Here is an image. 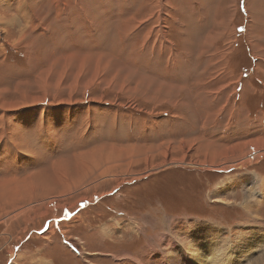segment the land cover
Listing matches in <instances>:
<instances>
[{"label":"rangeland","instance_id":"374dc122","mask_svg":"<svg viewBox=\"0 0 264 264\" xmlns=\"http://www.w3.org/2000/svg\"><path fill=\"white\" fill-rule=\"evenodd\" d=\"M242 1L0 0V264L264 256Z\"/></svg>","mask_w":264,"mask_h":264},{"label":"bare ground","instance_id":"6f19581e","mask_svg":"<svg viewBox=\"0 0 264 264\" xmlns=\"http://www.w3.org/2000/svg\"><path fill=\"white\" fill-rule=\"evenodd\" d=\"M252 142V141H251ZM247 143V142H246ZM250 143V142H249ZM253 150L255 151V153L257 155H261L264 153V139H258V140H254L253 142ZM235 144V143H234ZM213 145V144H212ZM217 145V144H216ZM219 145V144H218ZM248 145V144H247ZM252 146V145H251ZM218 147V146H216ZM239 147V146H238ZM249 147V146H248ZM208 148V147H207ZM224 148V147H223ZM235 148V147H234ZM218 149V148H217ZM227 149V148H226ZM233 149V148H232ZM245 149V148H244ZM250 150V149H249ZM252 150V149H251ZM252 150V151H253ZM208 151V150H207ZM253 151V152H254ZM226 152V151H225ZM245 152V151H244ZM224 153V152H223ZM218 154V153H217ZM231 154V153H230ZM234 154V153H233ZM240 155V154H239ZM219 156V155H218ZM241 156V155H240ZM217 157V156H216ZM233 157V156H232ZM235 158V156L233 157ZM236 160V159H235ZM232 161V160H231ZM234 161V160H233ZM244 163V162H243ZM172 164H175V162H171L169 165H172ZM235 164V163H234ZM228 165V164H226ZM209 166V165H208ZM238 166V165H237ZM163 167H167V165H162V166H158V167H155L156 170H159ZM230 167L231 164H230ZM154 168L153 169H150V172L151 171H154L155 170ZM149 174V173H148ZM211 226V225H210ZM212 227V226H211ZM213 228V227H212ZM214 229V228H213ZM217 230V232L215 234H213L215 237H214V241L213 242H218L216 245L215 244H211V250H214L211 254L210 257L207 258L206 255H204L202 253V249H200V247L198 246V244L194 243L192 245V250L191 252H189V254H193V260H194V264H220V261L222 262V264H234L232 262V259L234 257H231V253H233L234 251V248L236 249L235 250V253L237 251V255H240V257H243L245 258V256H243V254H247L245 253L246 251H251L252 247H253V243L256 242L250 240L249 237H238V242H237V245L233 248L232 252L228 255V257L225 259L226 255L228 254V244L225 245L224 244H220L221 242H225L223 241V236H218V229H215ZM247 234V233H246ZM252 236V235H251ZM196 240L199 241L198 238H196ZM207 242L208 240L205 239ZM257 242L259 243V240H257ZM256 245V244H255ZM204 246V245H203ZM248 255V254H247ZM246 255V256H247ZM215 256V257H214ZM236 259V262L237 261H240L237 257L235 258ZM262 260H264V256L261 257V258H258L257 261L254 262V264H264L262 263Z\"/></svg>","mask_w":264,"mask_h":264},{"label":"crops","instance_id":"0c3cea01","mask_svg":"<svg viewBox=\"0 0 264 264\" xmlns=\"http://www.w3.org/2000/svg\"><path fill=\"white\" fill-rule=\"evenodd\" d=\"M240 7L243 8L246 15H249L246 26L243 25L247 45L255 59L258 58L259 60L255 64V70L252 71L253 69H251L252 72L250 71V73L255 77H264L263 71L258 70L259 65L264 67V0H243L240 2Z\"/></svg>","mask_w":264,"mask_h":264}]
</instances>
